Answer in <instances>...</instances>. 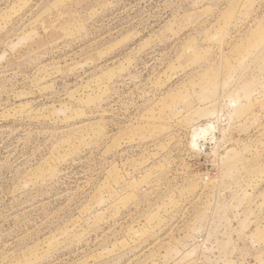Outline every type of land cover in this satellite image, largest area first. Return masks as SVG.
<instances>
[{
    "label": "rangeland",
    "instance_id": "rangeland-1",
    "mask_svg": "<svg viewBox=\"0 0 264 264\" xmlns=\"http://www.w3.org/2000/svg\"><path fill=\"white\" fill-rule=\"evenodd\" d=\"M0 264H264V0H0Z\"/></svg>",
    "mask_w": 264,
    "mask_h": 264
}]
</instances>
